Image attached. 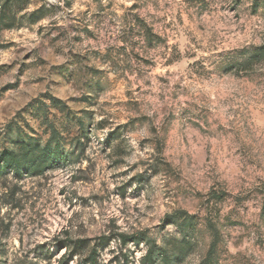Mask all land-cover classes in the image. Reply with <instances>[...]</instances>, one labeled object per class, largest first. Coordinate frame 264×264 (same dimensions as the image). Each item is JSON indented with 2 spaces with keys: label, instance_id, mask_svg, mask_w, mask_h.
I'll use <instances>...</instances> for the list:
<instances>
[{
  "label": "rangeland",
  "instance_id": "rangeland-1",
  "mask_svg": "<svg viewBox=\"0 0 264 264\" xmlns=\"http://www.w3.org/2000/svg\"><path fill=\"white\" fill-rule=\"evenodd\" d=\"M25 143L65 158L0 174V264H264V0H0Z\"/></svg>",
  "mask_w": 264,
  "mask_h": 264
},
{
  "label": "trees",
  "instance_id": "trees-1",
  "mask_svg": "<svg viewBox=\"0 0 264 264\" xmlns=\"http://www.w3.org/2000/svg\"><path fill=\"white\" fill-rule=\"evenodd\" d=\"M64 158V152L61 151L59 146L52 148L50 145H46L38 149V146L35 147L32 144L25 143L22 144L18 150L5 149L0 152V174L12 172L14 175L21 177L24 173H38L47 168V165H44L45 163L49 162V165H51L54 162H60ZM132 238L137 240L136 243L142 240L147 241V238L144 237V235L142 236V234L134 235L131 239ZM121 239L124 243L129 238L123 235ZM107 240L106 237H101L100 244L105 243ZM100 244L96 243L91 247L88 239L78 240L69 258L72 259L74 256L81 255L84 251H88V255H86L85 259L80 264H98V246H103ZM159 259L162 264H173V257L166 249L150 245L143 257V264H157Z\"/></svg>",
  "mask_w": 264,
  "mask_h": 264
}]
</instances>
